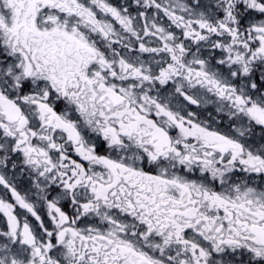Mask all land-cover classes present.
I'll return each mask as SVG.
<instances>
[{
	"label": "snow or ice",
	"instance_id": "6c2138e0",
	"mask_svg": "<svg viewBox=\"0 0 264 264\" xmlns=\"http://www.w3.org/2000/svg\"><path fill=\"white\" fill-rule=\"evenodd\" d=\"M0 264H264V0H0Z\"/></svg>",
	"mask_w": 264,
	"mask_h": 264
}]
</instances>
